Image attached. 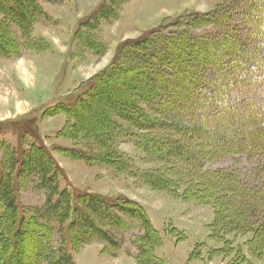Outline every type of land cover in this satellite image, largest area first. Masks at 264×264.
Returning a JSON list of instances; mask_svg holds the SVG:
<instances>
[{
  "label": "rangeland",
  "instance_id": "obj_1",
  "mask_svg": "<svg viewBox=\"0 0 264 264\" xmlns=\"http://www.w3.org/2000/svg\"><path fill=\"white\" fill-rule=\"evenodd\" d=\"M243 1L35 0L39 14L32 16L26 30L18 28L13 15L0 7V177L9 168L8 163L15 161L13 179L20 215L28 218L34 210L45 208L46 191L39 186L35 173L22 164L29 151L37 153L32 148H39L53 163L48 168L49 176L52 167L59 170L55 180L58 190H66L70 196V220H78L75 209L78 215L85 208L77 198L92 195L124 204L130 210L141 207L157 232V237L143 243L144 230L136 215L113 210L118 219L114 222L85 208L108 241L99 234L80 231L78 224L69 230L68 221L62 226V234L54 226L48 240L50 248L57 250L64 243L74 264H264V245L258 253L249 250L254 232L264 226V154L231 152L216 159H201L199 168L192 169L195 180L207 178L218 183L227 197L224 206L227 201L237 205L228 212L230 216L218 221L212 200L199 204L184 198L185 158L173 153L172 157L160 158L151 147V143L155 145L151 140L158 139L187 143L171 129L157 130L163 121L161 115L167 111L159 107L153 111L151 103L138 98L142 102L138 109L155 127L139 130L125 121L119 103L105 101V91H101V81L111 83L115 74L128 75L135 68L139 74L129 83L128 91L138 88L157 93V106L172 95L191 100L193 82L199 75L193 64L187 70L175 69L174 61L181 56L175 55L172 45L187 40L191 53L204 38L227 33L243 41L250 28L232 12L227 14L231 21L225 24L202 22L213 17L216 10ZM174 37L162 58L168 61L167 68H159L160 62L156 66L152 54H145L139 47L145 38L156 42L151 46L154 49L167 45L166 40ZM258 43L250 40L240 48L249 51ZM257 61L260 66H256ZM257 61H252L249 69L263 81L264 59ZM176 74L187 81L181 93L176 92ZM96 90L102 92V97L96 96ZM112 91L116 96L122 93L116 88ZM257 93L254 91L253 100L259 101ZM84 105L92 110L86 121ZM135 115L134 111L127 114L132 118ZM100 131L111 143L99 137ZM163 181L170 185L166 191L151 186ZM238 214L245 224L243 228L238 227ZM54 222L51 220L50 225ZM75 232L80 240L72 244L70 238ZM31 242V238L24 240L29 245L23 255L24 264L35 250Z\"/></svg>",
  "mask_w": 264,
  "mask_h": 264
},
{
  "label": "trees",
  "instance_id": "obj_2",
  "mask_svg": "<svg viewBox=\"0 0 264 264\" xmlns=\"http://www.w3.org/2000/svg\"><path fill=\"white\" fill-rule=\"evenodd\" d=\"M243 2L245 3L231 5L226 10H216L212 14L213 17L204 18L202 21L203 23L207 22V24H217L219 26L225 24L226 21H231V16L229 17L227 14L232 12L231 15L236 14V16H239L245 26L250 28L243 36L245 37L243 41L239 40L236 34L228 35L227 33L219 38H204L203 41L197 42L198 47L191 53L187 49L190 44L187 40L182 41L180 45L177 42L172 45L176 49L174 51L175 55L181 56V59L174 61L175 65L177 64V66H174L175 69L177 70L180 67V71H183L185 67L187 70L190 64H193L199 75V79L193 82L194 94L189 96L192 101L184 96L182 97V95V99L177 97L178 95H172L166 103L159 102L157 106L154 102L155 98L159 97L157 93L141 91L138 88L128 91L129 83L131 80H135L139 74V70L135 68L131 69V73L128 75L120 72L115 74V80L111 83L103 84L104 82L101 81V88L104 87L101 91L106 93V95L105 93L103 95L105 101L112 102L114 100L118 102L119 111L125 114V121L132 126H136L139 130L151 131L155 127L148 123V116L141 114V110L138 109L142 103L138 98L142 101L146 99L147 104L148 102L151 103L153 111L157 107L165 110V112L167 111V113L164 112L165 114L161 115L163 121L157 125V130L168 131L171 129L174 134H178L181 138L184 137L187 143L177 141V139L172 142L158 139L151 140L155 143V145L151 143V147L159 153L160 158H164L166 155L172 157V153L173 156L185 158L188 166L183 169V172L186 173L185 187L187 186L184 191V198L199 204H207L208 201L212 200L216 209V220L218 221L224 220L228 215L230 216L228 212L237 205L232 201H227L228 204L225 203L224 206L223 199L226 200L227 197L223 194V189H219L218 183L207 178L195 180V173H191L193 172L192 169L199 168L197 166H200L201 159H216L231 152L252 153L258 154V156L264 154V78L263 81L257 79V76L249 69L252 61L264 59V0H244ZM0 7L9 15H13L14 20L16 19V21L13 20L15 25L23 30L29 27V22L32 21L34 15L39 14V7L35 0H0ZM196 21L193 20L192 23ZM173 40H175V37L166 40L168 41L166 44L169 46L157 45L153 49L151 46L156 42L153 39L148 40L145 38L139 47L142 48L145 54L148 52L152 54L150 58L153 59L156 66L160 64L161 67L158 66L159 68H167L169 66L168 61L163 62L162 58L169 52L171 47L169 42ZM250 40L259 43L250 47V52L248 50L242 51L241 45L244 46ZM144 57H147V55ZM144 60L142 62L145 66H148ZM231 60L235 61L232 63ZM157 63L159 64L157 65ZM259 64L260 62L257 61L256 66H260ZM179 74H176L179 79L176 92L181 93L182 91L179 90H184L187 87V81H183L184 79ZM102 77L104 76L99 75V78ZM112 88L121 90L122 93L116 96L114 91L109 92ZM101 91L96 90V96L102 97ZM254 91L258 92L259 101L253 100ZM164 92L169 93L170 91L166 90ZM136 94L138 95L136 96ZM201 101L203 103H196ZM132 111L136 113L134 118L127 116ZM83 113L86 121L92 110L89 106H86ZM101 114V117H103V113ZM104 116L107 121L110 119L106 113ZM93 127L97 130L96 126L93 125ZM99 137L106 138L107 134L102 133ZM105 141L108 144L111 143L110 138H106ZM146 144L149 143L146 142ZM167 145L169 146L166 149ZM32 149L41 155L38 156L34 151H29L28 156L24 159L25 163L22 164L29 168L30 172L35 173L39 186L46 191L45 208L34 210L35 214L28 218L20 215L13 179L15 161L11 160V164L8 163L9 168L0 177V264H24L22 262L23 255L27 251V246H29L24 243L25 238L32 239L31 244L35 249L26 264H74L72 254L67 252L64 243H61L57 250H53L48 246V240L54 231V226H58L59 232L62 234V226L69 221V230L74 229V226L78 224L76 227L80 228V231L87 230L89 233L99 234L108 241L107 235L93 222L85 208L93 215L95 214L104 220L112 218L114 222H117L118 219L111 213L113 210L119 213L134 214L140 219L144 230L143 243H148L151 240L148 239L149 237H157L156 230H154L149 217L141 207L138 206L135 210H130L124 204L106 201L92 195H82L77 198L78 204L84 205L85 208L82 207V211L78 215L75 209V218L78 220H70V196L66 190H58V184L55 180V175L59 171L58 168L52 167L49 176L50 171L48 168L53 164L51 159L41 149ZM112 162L118 165L114 160ZM159 180L162 181V178H159ZM163 182L164 184L152 183L151 186L166 191L170 188V185L168 181ZM243 207L245 206L240 205V208ZM240 210L246 213L244 209ZM41 212L42 214H40ZM236 218L239 221L238 227L243 228L245 224L242 222L241 214H238ZM51 220L55 221V225H50ZM263 227L262 225L258 227L257 231L254 232L252 241H250L249 250L253 253L263 250ZM60 238H62V235ZM79 240L78 233L72 234L70 238L72 244Z\"/></svg>",
  "mask_w": 264,
  "mask_h": 264
}]
</instances>
